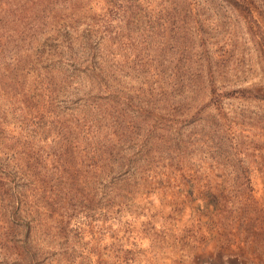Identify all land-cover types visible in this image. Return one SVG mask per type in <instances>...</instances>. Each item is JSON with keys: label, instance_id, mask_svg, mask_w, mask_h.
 <instances>
[{"label": "rangeland", "instance_id": "374dc122", "mask_svg": "<svg viewBox=\"0 0 264 264\" xmlns=\"http://www.w3.org/2000/svg\"><path fill=\"white\" fill-rule=\"evenodd\" d=\"M238 89L264 0H0V264H264Z\"/></svg>", "mask_w": 264, "mask_h": 264}, {"label": "trees", "instance_id": "16d2710c", "mask_svg": "<svg viewBox=\"0 0 264 264\" xmlns=\"http://www.w3.org/2000/svg\"><path fill=\"white\" fill-rule=\"evenodd\" d=\"M239 92H243V93H248L250 94L251 96L257 98V99H260V100H263L264 101V96L262 95H258L257 93L251 91V90H247V89H238ZM10 190V188H8ZM12 214H10V219H12L13 215H14V212L13 211H10Z\"/></svg>", "mask_w": 264, "mask_h": 264}]
</instances>
